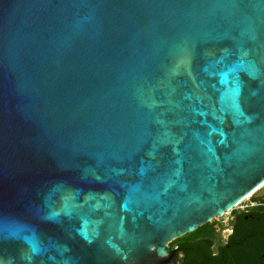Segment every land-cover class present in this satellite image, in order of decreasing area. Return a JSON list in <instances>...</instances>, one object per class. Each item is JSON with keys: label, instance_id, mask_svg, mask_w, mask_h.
<instances>
[{"label": "water", "instance_id": "95a60500", "mask_svg": "<svg viewBox=\"0 0 264 264\" xmlns=\"http://www.w3.org/2000/svg\"><path fill=\"white\" fill-rule=\"evenodd\" d=\"M252 196L264 0H0V264H176Z\"/></svg>", "mask_w": 264, "mask_h": 264}, {"label": "flooded vegetation", "instance_id": "af4514ba", "mask_svg": "<svg viewBox=\"0 0 264 264\" xmlns=\"http://www.w3.org/2000/svg\"><path fill=\"white\" fill-rule=\"evenodd\" d=\"M262 201L246 211L232 213L222 237L220 233L216 237L205 235L196 243L187 240L170 246L180 259L176 264H200L197 257H189V253L194 254L197 243L207 247L212 264H219L221 260H228L229 264H264V213L253 212L264 207Z\"/></svg>", "mask_w": 264, "mask_h": 264}, {"label": "trees", "instance_id": "16d2710c", "mask_svg": "<svg viewBox=\"0 0 264 264\" xmlns=\"http://www.w3.org/2000/svg\"><path fill=\"white\" fill-rule=\"evenodd\" d=\"M253 200L256 201L257 199H255L253 197ZM262 201V200H260ZM253 212H258V213H264V207L259 208V209H254ZM233 213H236L235 211H233ZM210 236V237H216L217 236V232L216 229H214V226L212 224H208L205 225L201 228H199L198 230H196L194 233L191 234H187L184 237L177 239L176 241L173 242L172 245H177L183 241H191L192 243H196L197 239L200 236ZM200 247V248H197ZM197 247L193 250L194 254L191 252L189 253V257H197V259H199L200 264H212V259H211V255L209 253V251H207V247L205 245H203V247L200 245V243H197ZM225 250V249H224ZM219 264H229L228 260H221Z\"/></svg>", "mask_w": 264, "mask_h": 264}, {"label": "rangeland", "instance_id": "374dc122", "mask_svg": "<svg viewBox=\"0 0 264 264\" xmlns=\"http://www.w3.org/2000/svg\"><path fill=\"white\" fill-rule=\"evenodd\" d=\"M253 197H249L247 198L246 200H244L245 202L242 204L243 206H240V208L238 209H235L234 211L236 213H238L239 211H242L241 210V207H244V205H251L252 203H258L260 201V199H257L256 201L253 200ZM255 198V197H254ZM256 199V198H255ZM264 202V201H262ZM233 213V211H232ZM231 215H226V216H223L221 218H216L214 219L211 223L209 224H212L214 226V229H216V232L217 233H220L221 237L222 235L224 234L223 230L227 227V222L228 220L230 219ZM220 240H222V238H220Z\"/></svg>", "mask_w": 264, "mask_h": 264}, {"label": "built area", "instance_id": "2783aa9c", "mask_svg": "<svg viewBox=\"0 0 264 264\" xmlns=\"http://www.w3.org/2000/svg\"><path fill=\"white\" fill-rule=\"evenodd\" d=\"M244 202H245V201H243L241 204H239V205L237 206L236 209L240 208V206H243L242 204H243ZM255 206H258L257 203H252L251 205H244V207H241V210H242V211H239V212L246 211V210H248L249 208H252V207H255ZM228 214L231 215V214H232V211L229 212V213H227V214H225L224 216H226V215H228ZM220 218H221V217H220Z\"/></svg>", "mask_w": 264, "mask_h": 264}, {"label": "snow or ice", "instance_id": "6c2138e0", "mask_svg": "<svg viewBox=\"0 0 264 264\" xmlns=\"http://www.w3.org/2000/svg\"><path fill=\"white\" fill-rule=\"evenodd\" d=\"M54 215H56V214H54ZM34 251H38V249L37 248H35V246H34V249H33Z\"/></svg>", "mask_w": 264, "mask_h": 264}]
</instances>
